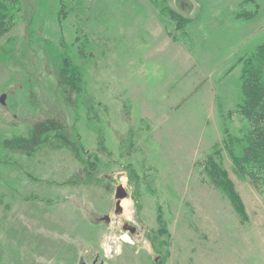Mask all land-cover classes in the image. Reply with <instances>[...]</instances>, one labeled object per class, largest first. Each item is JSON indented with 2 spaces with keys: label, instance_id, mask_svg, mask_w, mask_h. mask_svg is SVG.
Segmentation results:
<instances>
[{
  "label": "rangeland",
  "instance_id": "obj_1",
  "mask_svg": "<svg viewBox=\"0 0 264 264\" xmlns=\"http://www.w3.org/2000/svg\"><path fill=\"white\" fill-rule=\"evenodd\" d=\"M9 6L0 264H264V179L223 148L250 127L241 60L264 42V0Z\"/></svg>",
  "mask_w": 264,
  "mask_h": 264
},
{
  "label": "trees",
  "instance_id": "obj_2",
  "mask_svg": "<svg viewBox=\"0 0 264 264\" xmlns=\"http://www.w3.org/2000/svg\"><path fill=\"white\" fill-rule=\"evenodd\" d=\"M18 0H0V33L7 28L11 18L10 3ZM242 58L240 75V102L238 113L250 122L249 129L241 136L233 137L226 132L223 148L229 154L234 166L246 170L247 176H254V183L264 179V42L256 45ZM9 140L7 141V143ZM204 168L209 180L218 185L229 198L236 200L225 172L216 164L214 157L206 156ZM244 166H246L244 168ZM256 175L261 177L256 179Z\"/></svg>",
  "mask_w": 264,
  "mask_h": 264
},
{
  "label": "water",
  "instance_id": "obj_3",
  "mask_svg": "<svg viewBox=\"0 0 264 264\" xmlns=\"http://www.w3.org/2000/svg\"><path fill=\"white\" fill-rule=\"evenodd\" d=\"M3 98L4 97H1V103L3 104ZM126 192L124 191L123 187L121 185H118L116 190H115V194H114V198L116 200L115 202V213H121L122 209H121V206H120V203L123 199L126 198ZM134 228L130 227L128 228V231L130 233H134ZM81 264H85V263H81Z\"/></svg>",
  "mask_w": 264,
  "mask_h": 264
},
{
  "label": "bare ground",
  "instance_id": "obj_4",
  "mask_svg": "<svg viewBox=\"0 0 264 264\" xmlns=\"http://www.w3.org/2000/svg\"><path fill=\"white\" fill-rule=\"evenodd\" d=\"M124 209L127 207V202H123L122 203ZM123 239L127 242L128 241V238L126 236L123 237Z\"/></svg>",
  "mask_w": 264,
  "mask_h": 264
},
{
  "label": "flooded vegetation",
  "instance_id": "obj_5",
  "mask_svg": "<svg viewBox=\"0 0 264 264\" xmlns=\"http://www.w3.org/2000/svg\"><path fill=\"white\" fill-rule=\"evenodd\" d=\"M128 228H130V227L126 226V229H128Z\"/></svg>",
  "mask_w": 264,
  "mask_h": 264
}]
</instances>
